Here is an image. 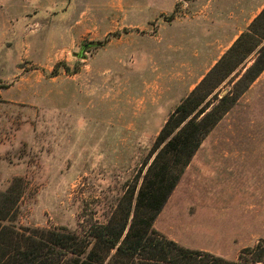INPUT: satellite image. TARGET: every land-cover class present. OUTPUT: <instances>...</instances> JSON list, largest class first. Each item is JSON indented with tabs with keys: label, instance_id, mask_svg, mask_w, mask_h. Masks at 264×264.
I'll return each instance as SVG.
<instances>
[{
	"label": "rangeland",
	"instance_id": "obj_1",
	"mask_svg": "<svg viewBox=\"0 0 264 264\" xmlns=\"http://www.w3.org/2000/svg\"><path fill=\"white\" fill-rule=\"evenodd\" d=\"M210 1L220 7L204 9ZM263 9L264 0H0L3 223L82 232L132 200L129 224L169 115L194 89L201 99L187 119L230 92L152 227L227 259L264 249V69L248 87L237 81L264 46Z\"/></svg>",
	"mask_w": 264,
	"mask_h": 264
},
{
	"label": "trees",
	"instance_id": "obj_2",
	"mask_svg": "<svg viewBox=\"0 0 264 264\" xmlns=\"http://www.w3.org/2000/svg\"><path fill=\"white\" fill-rule=\"evenodd\" d=\"M263 16L264 9L256 19ZM263 69L264 46L237 81L248 87ZM194 93L195 89L176 106L158 132L154 146L166 141L143 176L129 224L132 200L123 215L90 224L82 232L3 223L0 217V264H264L259 243L244 248L236 259H227L180 245L152 227L202 138L234 97L227 92L211 108H201L187 119L201 99Z\"/></svg>",
	"mask_w": 264,
	"mask_h": 264
},
{
	"label": "crops",
	"instance_id": "obj_3",
	"mask_svg": "<svg viewBox=\"0 0 264 264\" xmlns=\"http://www.w3.org/2000/svg\"><path fill=\"white\" fill-rule=\"evenodd\" d=\"M218 6H217L216 1H210V2H206L204 4V9H208V8L217 9ZM223 41H224V44L222 43ZM215 42L211 44V46H213V47L216 46V47H214L215 48L214 51H216L217 48L218 49L221 48V46L224 47V45L226 46L227 44H229V39H227V38H225V40L224 39H217ZM213 54H214L213 52H210L209 56L207 55L206 65H209V67L211 66V62L209 63V60L210 59H211L210 61L213 60ZM203 63H204V61H203Z\"/></svg>",
	"mask_w": 264,
	"mask_h": 264
}]
</instances>
